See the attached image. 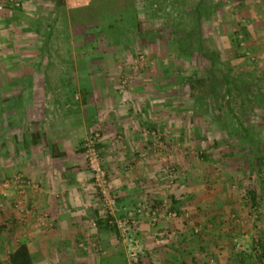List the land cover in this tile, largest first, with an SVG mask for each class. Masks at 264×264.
Segmentation results:
<instances>
[{"label": "crops", "instance_id": "0c3cea01", "mask_svg": "<svg viewBox=\"0 0 264 264\" xmlns=\"http://www.w3.org/2000/svg\"><path fill=\"white\" fill-rule=\"evenodd\" d=\"M3 1L0 48L1 34L16 43L11 27L20 22L32 37L25 9H4ZM233 5L244 32L240 61L253 56L264 70V0ZM28 54L22 65L0 66V182L21 174L37 188L0 197V264H13L22 246L30 264H129L116 231L98 224L101 201L83 149L97 131L119 216L137 222L141 264H264V167L261 182L232 184L209 179L208 168L199 173L180 154L172 185L165 171L172 144L192 136L186 124L177 133L176 107L161 104L157 86L122 84L119 66L80 67L73 56L70 66L40 71L27 64ZM156 211L179 217L153 223Z\"/></svg>", "mask_w": 264, "mask_h": 264}, {"label": "rangeland", "instance_id": "374dc122", "mask_svg": "<svg viewBox=\"0 0 264 264\" xmlns=\"http://www.w3.org/2000/svg\"><path fill=\"white\" fill-rule=\"evenodd\" d=\"M218 1H221L223 5L218 6L211 24L207 26L212 46H215L218 51H222L224 67L227 70L233 69L234 76L257 83L264 93V70L261 68V61L253 60V56H249V58L247 56L246 59L240 61L238 51L232 42L235 33L244 35L241 24L237 22L240 17H237V9L233 5L237 0H216V3ZM3 4L4 9L6 6H9L8 8L11 10L25 9L26 20L32 19L31 28L27 27L32 37L24 36L23 22L18 23L16 27H11L10 37L15 38L16 43L10 41L11 44L8 45L9 42L4 40L5 34H1V67L22 65L20 61L23 59L21 56L24 52L31 55L27 58V64L34 68H41L40 71L48 67L54 71L56 66H70L72 65L71 56L75 58V65L80 67L88 65V61L94 67L119 66L123 72L120 80L122 84L151 83L159 88L154 92L155 97L161 100L162 105H167V103L175 105L177 133L186 124L192 137H188L186 143L183 138H178L175 146L172 144V149L170 148L174 154V165L177 167L178 176L181 173L179 169H182L180 154H183L188 159L191 158L192 163L199 166V168L193 167L199 170V173L200 169L206 172L205 170L208 168L210 170L209 179L225 178L234 181L232 184L240 178L254 181L253 185L261 182L262 176L258 170L260 165L256 164V159L248 144L242 141L246 133L240 128H237L238 132L236 127L239 124L232 116L233 112H230L226 107V103H223V107L215 104L213 110L202 108L196 104L191 88L186 84L183 86L180 78L183 75L189 77L197 73L196 75L199 77H206L210 61L201 56H195L192 60L183 59L168 31L156 30L158 31L156 33L154 30L155 33L151 39L139 40L135 47L131 49L130 46L128 49L126 47L129 44L115 46L106 42V39H99L96 36L98 30L92 27L68 31L62 14H56V0H4ZM52 28L55 35L53 43H51L52 51H48L46 40L48 34L52 33ZM67 34L70 37L74 36V41L67 42ZM93 37L96 38V41H88ZM94 42L96 47L92 48ZM6 49L10 51L6 52ZM23 60L22 62H24ZM37 77L40 78L42 75L38 73ZM207 88H203V92H206ZM232 106L236 110L237 116L241 117L243 121L245 120L243 122L245 127L250 129L254 127L255 130H249L251 135L248 136L262 141L259 154L264 155V106L246 98L237 101L234 99ZM241 109H244V112H240ZM217 116L220 117L219 121L216 119ZM232 129H236L240 138L227 136V133Z\"/></svg>", "mask_w": 264, "mask_h": 264}, {"label": "trees", "instance_id": "16d2710c", "mask_svg": "<svg viewBox=\"0 0 264 264\" xmlns=\"http://www.w3.org/2000/svg\"><path fill=\"white\" fill-rule=\"evenodd\" d=\"M221 5L222 2L216 3V0H56L55 11L57 15L62 14L64 17L68 31L92 27L98 30L96 36L99 39H106L111 45L126 43L129 44L126 48L131 46L132 49L139 40L151 39L154 30H165L170 33L183 59L192 60L195 56L208 59L210 67L206 71V77H199L197 73L189 77L183 75L180 77L183 86L186 84L191 88L196 104L202 108L213 110L215 104L223 107V103H226L239 124L236 129L240 128L246 133L242 141L248 144L257 164L262 168L264 155L259 154L262 141L248 136L251 135L249 130L255 129L245 127V121L237 116L232 104L234 99L237 101L246 98L264 106V93L257 83L234 76L233 69L227 70L222 53L212 46L207 26L211 24L213 15ZM53 32L52 28V33L47 37L48 51H52ZM240 35L235 33L232 39L237 51H240ZM66 40L70 43V35L67 34ZM94 47L96 43L92 45ZM243 56L238 54L239 58ZM206 87L207 91L203 92ZM240 112H244V109ZM217 117L219 121L220 117ZM236 129L228 132L230 138H240ZM98 222L99 225L105 223ZM12 262L30 264L27 249L22 246L12 257Z\"/></svg>", "mask_w": 264, "mask_h": 264}, {"label": "built area", "instance_id": "2783aa9c", "mask_svg": "<svg viewBox=\"0 0 264 264\" xmlns=\"http://www.w3.org/2000/svg\"><path fill=\"white\" fill-rule=\"evenodd\" d=\"M101 140L102 134L97 131L92 133L83 143L88 167L93 175V185L101 201V220L118 234L121 242L126 247L128 263L141 264L145 255V248L138 243L136 235L137 222L119 216L118 202L113 195L110 177L102 159ZM167 160L165 171L170 183L175 185L178 178L177 167L174 165L173 156H168ZM13 188L25 192L28 189L37 188V185L24 175L19 174L0 182V197L7 198L9 190ZM164 216L177 218L179 214L176 212L156 211L151 216L152 222L157 223ZM94 225L97 226V223Z\"/></svg>", "mask_w": 264, "mask_h": 264}]
</instances>
